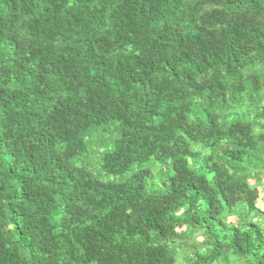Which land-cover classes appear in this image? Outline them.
Returning <instances> with one entry per match:
<instances>
[{
	"label": "trees",
	"instance_id": "1",
	"mask_svg": "<svg viewBox=\"0 0 264 264\" xmlns=\"http://www.w3.org/2000/svg\"><path fill=\"white\" fill-rule=\"evenodd\" d=\"M0 264H264V0H0Z\"/></svg>",
	"mask_w": 264,
	"mask_h": 264
},
{
	"label": "rangeland",
	"instance_id": "2",
	"mask_svg": "<svg viewBox=\"0 0 264 264\" xmlns=\"http://www.w3.org/2000/svg\"><path fill=\"white\" fill-rule=\"evenodd\" d=\"M251 183L253 184L254 182L252 181Z\"/></svg>",
	"mask_w": 264,
	"mask_h": 264
}]
</instances>
